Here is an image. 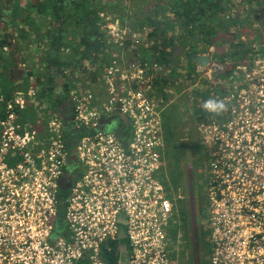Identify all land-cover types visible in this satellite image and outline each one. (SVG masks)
<instances>
[{
	"label": "built area",
	"instance_id": "1",
	"mask_svg": "<svg viewBox=\"0 0 264 264\" xmlns=\"http://www.w3.org/2000/svg\"><path fill=\"white\" fill-rule=\"evenodd\" d=\"M105 29L109 62L69 91L73 125L84 128L73 166L63 119L41 126L50 108L35 84L0 94V264H170L162 116L150 73L158 65L137 50L140 31ZM252 67V85L239 82L229 90L238 98L222 101L226 111L206 112L197 126L217 154L201 167L208 264H264V63ZM116 110L132 125L127 147L98 129Z\"/></svg>",
	"mask_w": 264,
	"mask_h": 264
},
{
	"label": "rangeland",
	"instance_id": "2",
	"mask_svg": "<svg viewBox=\"0 0 264 264\" xmlns=\"http://www.w3.org/2000/svg\"><path fill=\"white\" fill-rule=\"evenodd\" d=\"M108 1L112 3L111 8L113 9H126V14L127 12L129 13V10H132L133 0H102L103 3ZM232 1L235 3L243 2V0ZM159 2L160 0H147V3H145V9H158L160 8V5H158ZM29 3L32 4L34 7L30 8L29 5H27ZM52 5H54L53 0H13L12 2L11 14L14 18L13 25H15L16 28V36L12 35L11 41L13 39L14 41L15 39L18 40L19 38V40H23L21 45H19L20 48H23L22 44H24V42H29V44L33 46L32 48L37 47L38 49L34 52L28 51L29 53H27V55L26 53L24 55V51H26L27 49L25 48L24 51L22 50V65L25 66V71L27 70V67L32 68L33 66L29 62L31 57L40 58L44 52L43 57L47 58L46 46L49 45V39L52 37V29H57L58 27V20L56 19L55 13L52 12ZM5 8L6 12H4ZM241 8L242 7H238V9L235 10V13H239L241 20L244 21L243 23L247 24L245 26L241 25L243 26V28H241L240 25H237L241 29L235 30L236 32L234 31V29L237 26L235 28L231 27L229 29V32L232 35H236V37L234 36V38H238L234 39V43L241 40L247 44L252 43L250 46L251 48H254L252 50L260 51V49H262L261 45L263 44L260 45L259 38L261 36H264V19L262 21V25H260L261 22L258 17H261V14L257 8L255 9L257 11L253 10L255 11L256 15V17H254V21H251L253 25H249V22H246L248 21L247 16L242 13V11L240 10ZM82 9L89 10V15L93 16L94 14H97V16L100 17V20L97 21V25L99 27L100 32L103 34L106 33L105 25H130L128 24L129 22L127 18L121 19L119 15L114 14L111 11H104V6L101 4V2L100 4L95 6L93 4H86L82 7ZM32 10L36 11V14H29V11L31 12ZM120 13V15H124L123 11H120ZM149 14L150 13L148 12L146 14V17H148ZM249 14H251V12H249ZM1 16L3 19L5 18V20H7V27H10L9 25L12 24L10 18L9 3L4 4L2 0H0V18ZM80 16H82L80 12L72 13V15L67 16V18H65V20L63 21L61 25L63 27V29L61 30L62 44L66 42V39L74 40L76 43H78L81 31L80 24L78 26L73 25V21L77 20V18H79ZM21 19H24L25 22L22 23ZM0 25H2L0 26V29L4 30L5 28L3 27V23H0ZM46 25H48L49 27L47 26V28H45ZM38 28H40L41 31ZM256 28L258 29L257 33L259 38L255 33L256 30H254ZM149 30L150 26L146 24L144 25V29L138 32L140 34H138L137 36V43L140 44V48H147L148 51H150V48L152 47L153 43L146 37V33ZM228 36L229 35L225 36L224 38L226 39ZM142 37L143 39H141ZM224 38H221V40ZM221 40L217 42L214 41V43L210 45L202 39H198L196 41L195 38H193L192 44L190 45L188 44V38L185 37L184 45H182L184 48H186V50L184 49V51L180 53L179 56L175 57L172 62L170 61L167 66L168 69H172V66L177 67V69L173 70L176 72V74L172 73V75H170L171 73H168L169 70H164V76L168 85L165 84L164 86L162 85V83H160L161 87H159V89L163 92L164 96L159 95L158 90H156L153 85L154 80L157 78V72L160 71L162 68L160 69V67H158L157 70L150 69L151 75H154L152 81V89L154 90L153 96L155 97V100L158 103V107L161 109L162 116L161 121L163 128V147L160 149L162 156V167L159 178L161 179V182L165 187L166 199L171 205L169 226L170 264H208V260L210 257L211 244L208 241L209 229L205 222L206 213L204 211L207 208V200L204 195V187L202 183L203 174L201 173L202 168L200 167V162H202L203 159L199 158V155L194 156V150H191V143L189 144V140L197 136V126L202 122H205V118L208 116V114L202 109V104L205 100L209 98L223 101L225 98L230 97V95L228 96L227 94H229L230 92L231 94L233 93L229 90L237 86L239 82L248 83L249 85H252L250 81L256 75L251 73L253 70V63L255 64L256 62L259 65L261 63H264V60H262V62L258 59L255 61L256 58L253 60L254 56L251 55H249V57L251 58L247 57L245 59L233 61L232 59H230V57L236 56L235 54H233L236 50L232 49L229 40L223 43ZM101 41L103 43H106L104 36L101 38ZM175 41H178L177 38L175 39ZM261 42L264 43V38ZM255 44L257 45L255 46ZM8 49L9 50L6 51L12 53L14 61H17V59L21 57V54H19L18 56L19 52H14L13 45L11 48ZM10 49L12 50V52ZM39 49L43 50L40 51ZM191 49L202 54H207L210 60L213 61L211 65H208L207 63L208 66L202 71L196 70L197 67L195 63H193L189 59L188 55V53H191ZM4 50L5 49L3 48L0 49V55H4V57H6L8 56V53L4 52ZM140 52L142 54V51ZM85 53L86 52L84 51V53H82L83 56H79L81 58H84L82 62V65L85 68L84 70H81V67L73 68L62 66L63 69L66 71L65 73L67 77L71 81L69 85V91L74 89L73 82L76 80V78H78V80L76 81L84 83L86 80V77L84 76L92 71V63L87 62V57L85 56ZM99 53L100 52H94L95 64L99 62H105V58L102 56V54ZM70 54H72L70 47L61 48L60 60L63 59V62H61L62 64H65L67 60L72 61L73 58H70ZM150 54L151 52L148 53V55ZM219 54L224 55V59H222ZM102 58L104 60H102ZM36 60L38 62L37 68H32V71H34V73H40L45 69L46 63L44 62L43 65L41 64V60ZM26 61L28 62L27 65ZM71 61L69 62L73 64V62ZM169 65L171 66L169 67ZM5 66L8 67V60L5 63ZM248 67L252 70H248ZM190 68L195 69V74L189 70ZM60 73V81L58 80L56 83L61 82L63 84L65 80V78H63L64 74L62 73V71H60ZM240 73L241 79H237ZM186 74L190 77L186 76ZM2 76L3 77H1L0 82L2 86H4V89L9 90V87L12 84L10 79L8 78L7 70L6 73H2ZM34 78L35 76L32 77L33 80ZM32 79L29 78L27 80L26 76L22 77V80L24 82V90H26L28 85L35 84L33 81H31ZM43 82L45 81L43 80L42 83ZM15 88L16 86H14V90ZM37 88L39 89L40 87ZM233 97L238 98L234 94ZM257 97L260 96L258 94H253L251 99L255 101ZM40 100L43 104H47L48 106H50L49 111L43 112L40 115V117H42V126L46 124L49 118L57 115L58 113L56 111L51 112L52 94H46L42 96ZM93 100L94 98L92 99V101ZM167 105L168 108H166ZM202 114H204V116H201ZM254 117L256 118L257 116ZM111 118H119V116L117 114H113V117ZM165 125H167L166 129H164ZM169 132H171L172 135ZM249 135H251V132L249 133ZM249 135L245 136L249 137ZM169 137L171 139L174 138L176 146H174L173 144H168V142L170 141ZM199 139L200 138H197V140ZM193 156L195 157V160ZM188 164H192V187H190L189 184L187 171ZM189 172L191 173V169H189ZM123 241L126 242L125 239H123Z\"/></svg>",
	"mask_w": 264,
	"mask_h": 264
},
{
	"label": "trees",
	"instance_id": "3",
	"mask_svg": "<svg viewBox=\"0 0 264 264\" xmlns=\"http://www.w3.org/2000/svg\"><path fill=\"white\" fill-rule=\"evenodd\" d=\"M8 1H9L10 18L12 25H9L10 27L3 25L5 29L4 30L2 29L3 31L0 29V49L3 48L5 49L4 52L8 53V56L6 57H4V55H0V80L1 77H3L2 73H6L7 70L8 78L10 79L12 85L9 87V90H6L4 89V86H2L0 82V94L1 93L4 94L5 98L9 99L12 93L14 92V86H16V88L20 87L21 89L24 90V82L22 80L23 76L24 77L26 76L27 80L29 78L32 79V77L35 76L34 80L33 79L32 80L34 81L36 87H40L39 88L40 97L46 94H53V92L56 91L55 89L57 86L53 81L52 75L47 72L46 68L40 73L37 72L34 73V71H32V68L36 67V64L34 63L35 65L33 64L32 68L27 67V70L25 71L24 68L25 66H22L21 72H18V68H19L18 63L21 64L23 63V56L18 58L17 62H15L12 53L6 51L9 50L8 48H11L13 45L14 52L16 53L19 52L18 56L19 54L22 55V51L20 52V46H19V44H21L22 41L19 40L17 43L14 41V39L11 41V36L16 35L15 33L16 28L15 25H13L14 18L12 17L11 14V5L13 0H8ZM53 1H54V5H52V10H53L52 12H54L56 15V19L58 20V24H57L58 27L57 29H52V33H53L51 35L52 37L50 38V42H48L49 45L46 46V56H47L46 60H47V64L55 65L57 69L62 71V73L64 74L63 78H65V80L64 83L61 85L62 86L61 96L60 99L57 100L58 103L60 102L62 103L69 99V85L71 83L70 79L67 77L65 73L66 71L63 69L62 66L73 67V68L81 67V70L85 69L84 66L82 65L84 58H81L79 56L80 55L83 56L82 53H84V51L86 52V50L89 48L91 36H93L95 31L97 32L95 34L96 39L97 41H99V43L96 44V46L99 47L101 45L103 47L105 46V44L100 41V37L102 38L104 34L100 32L99 27L96 23L97 21L100 20V17L98 18L97 14H94L93 16L88 14V17L90 19L88 21V25L89 23H91L94 26L93 27L91 26L90 29L83 28V30L80 31V37L78 43H76L74 40L66 39V42L62 44L61 30L63 29V27H61V25L65 20V18H67V16L72 14L71 13L68 14L67 12L64 11L65 8H63V0H53ZM70 1L72 3H75L77 8H79V10H80V4L82 3L93 4L95 6L100 4L101 2V4L104 6V11H111L114 14L119 15L121 19L127 18L129 22L128 24H130L133 27V29L136 31H141L142 29H144V25L146 24L150 26V30L147 31L146 33V37L148 38V40H151L153 42L150 51H148L147 48H140V46H138L137 50L142 51V54L144 56H147V59L150 62L152 63L156 62L158 67H160V69L162 68L160 71L157 72L158 73L157 78L153 82L154 88H156V90H158L159 92L158 94L162 96H164V94L159 89V87H161L160 83H162V85L164 86L165 84L168 85L164 76L165 74L164 70H169L168 73H171L170 75H172V73L176 74V72L173 70L177 69V67L174 66H172V69L167 68L168 64L170 63V54L172 49L171 46L176 45L178 43L184 45L185 37L188 38V44H190L189 42L191 40V37L193 36L196 41L198 39L199 40L202 39L203 41L211 45L212 43H214V41L217 42L221 40V38H224L225 36L229 35L226 39L224 38L221 41L223 43L229 40L232 49L236 50L233 53L236 56L230 57V59H232L233 61H238L239 59H245L249 57V55L254 56V58H260L264 56V43L261 42L264 36H261L260 38L258 37L257 28L254 29L256 30L255 33L257 34V37L260 40V45L263 44L261 45L262 49H260V51H253L252 49L254 48L250 47L252 43L247 44L242 40L234 43V39H238V38H234V36L236 37V35H232L229 32V29L231 27L235 28L237 25H240V27L243 28V26L247 24V23H243L244 21L241 20L239 13H235V10H237L238 7H242L240 10L245 16H247L248 21L246 22H249V25H253L251 21H254V17H256L255 11H257L255 9L258 8L261 14V17L258 18L261 22L260 25H262V21L264 19V0H243L242 3H235L232 0H160L158 4L160 5V8L158 9L149 8V10L145 9V3H147V0H142V1L133 0L132 10H129V13L127 12V14H126L127 11L126 9L120 10V9L111 8L112 3L109 1L105 3H103L102 0H70ZM27 5H29L30 8L34 7L30 3ZM120 11H123L124 15H120L121 14ZM148 12L150 14L148 17H146V14ZM249 12H251L252 15L249 14ZM31 13L32 15H34V13L36 14V11L34 10H32L31 12L29 11V14ZM75 13H79L78 10H76ZM80 13L82 14V12ZM60 14H62L63 17ZM79 20H82L84 24L85 16L82 15L79 18H77L76 23L73 22V25L78 26ZM137 20L139 24L137 23ZM21 21L23 22L25 20L21 19ZM0 23H3L1 18H0ZM241 28L237 26L234 29V31L240 30ZM176 38L178 41H175ZM256 45L257 44H255V46ZM63 47L71 48L72 54H70V58H73L72 61L67 60L65 64L61 63L63 62V59L60 60V51L61 48ZM96 51L98 50H94V52ZM99 51H100L99 54H102V56L105 58V62L108 63L109 58L105 49H101ZM150 52L151 54L148 55V53ZM85 56L86 57L88 56V58L92 59L91 63H93L94 65L97 64L94 63V58H95L94 54H91L88 51L85 53ZM219 56H221L222 59H224L223 58L224 55L219 54ZM7 60H8V67L5 66ZM102 60L104 59L102 58ZM69 61L73 62V64H71ZM189 70L195 74L194 68H190ZM88 76L91 77L90 75ZM186 76L190 77L187 74ZM92 77L95 78V75H93ZM19 80L21 81L20 85H18ZM43 80L45 82L42 83ZM201 116H204V114H202ZM166 127L167 125H165L164 129H166ZM78 133L79 132L75 133L76 137ZM169 133L172 135L171 132ZM169 139L170 141L168 142V144L169 145L173 144L174 146H176L174 138L171 139L169 137Z\"/></svg>",
	"mask_w": 264,
	"mask_h": 264
},
{
	"label": "flooded vegetation",
	"instance_id": "4",
	"mask_svg": "<svg viewBox=\"0 0 264 264\" xmlns=\"http://www.w3.org/2000/svg\"><path fill=\"white\" fill-rule=\"evenodd\" d=\"M2 2H4V4L9 3L8 0H2ZM82 4H80V10H79V8H77L75 3H72L70 0H63V8H65L64 9L65 12H67L68 14L69 13L72 14V13H75L76 10H78V12H82V15L85 16L84 24L85 23H87V24L84 25L82 20H79L78 24H80V29L81 30H83V28L90 29L91 26L93 27L94 25L91 24V23H89V25H88V21L90 20L89 17H88L89 10L82 9V7L84 5H86V3L83 4V5ZM4 12H6V8L4 9ZM98 18H99V16H98ZM1 19H3L2 16H1ZM2 21H3V25L7 26V24H8L7 20H5V18H4ZM73 22L76 23V20H74ZM96 33L97 32L95 31L93 36H91V40H90V43H89V48L86 50V52L89 51V53H91V54H94V50L105 49V46H103L104 48L101 45L99 47L96 46V44L99 43V41H97L96 36H95ZM100 41H101V37H100ZM190 44H192L191 40H190ZM175 46H177V45H172L171 46V48H172L171 49V53L174 50L176 52L178 51V49L175 48ZM184 49L186 50V48H184ZM190 52H195L197 54H202L200 52L193 51V50L190 51ZM188 55H189V53H188ZM91 60L92 59L88 58V56H87V62H91ZM15 62H17V61L15 60ZM212 62L213 61H211L210 58H209L208 65H210ZM50 65H52V64H50ZM93 65L94 64L92 63V66ZM196 67H197L196 70H198V71H202L203 69L206 68V67L202 68L199 65H196ZM60 75H61V73H60V70H58V69H57L56 72L55 71L53 72L52 77H53L54 82H55V79H56V82L58 80H60V78H59ZM56 82H55V84L57 86L56 89H55L56 91L53 92V94H52V109L58 113V115L63 119V121H64V117H67V116L70 115V122L66 125L65 133L68 134V136H69V134L72 136V137L69 136L70 138H69V141H68V146H69V154H68V156H69V162H70L69 164H70V166H73L76 163V151H75L76 141H77L78 137L80 136V134L83 132L84 128L83 127L76 128L73 125L72 115H71L73 103L69 99L64 101V102H62V103L61 102L60 103L57 102V100H59L60 96H61V87L62 86L59 83H56ZM114 114L118 115L119 113L115 112ZM111 117H113V114L110 117H108L107 119H104L102 121V123L99 124L98 129H100L102 131H110V132H112V134L115 137L116 141L118 143H120L121 145H123L124 147H127L128 143L130 141V136H131V131H132V125L130 123V120L128 118L123 119L120 116H119V118H111ZM64 126H65V123H64ZM186 127H187V124H186ZM77 131L80 134L78 133L76 139H74L73 137L75 136V133ZM196 133H197V136H195L193 139L191 138V140H189L190 141L189 144L191 143L190 144L191 150H194L193 151L194 156L195 155H197V156L199 155L198 157L203 159L202 162H200V167H203V166H205L208 163V160L210 158H214V157L217 156V154L214 151L216 145L214 144L215 141H213L212 144H211V147L209 148L207 145L203 144L200 141V139L197 140V138H199L200 135H198V132H196ZM209 143H210V141H209ZM73 150L75 152V162L74 163L70 161V155H71V152ZM194 156H193V158L195 160ZM189 169H191V173L189 172ZM99 170L101 171V173H104L103 169L99 168ZM187 171H188L189 184H190V187H192V164H188L187 165ZM68 184H69V181L66 178L62 179V181H61V189L62 190H66Z\"/></svg>",
	"mask_w": 264,
	"mask_h": 264
},
{
	"label": "water",
	"instance_id": "5",
	"mask_svg": "<svg viewBox=\"0 0 264 264\" xmlns=\"http://www.w3.org/2000/svg\"><path fill=\"white\" fill-rule=\"evenodd\" d=\"M193 36L191 37V43H192V41H193ZM175 48H177L178 49V51L176 52L175 50L171 53V55H170V61L172 62L174 59H175V57H177V56H179L180 55V53H182L183 51H184V47H183V45L181 44V43H179L177 46H175ZM189 59L192 61V62H194L196 65H199L200 67H202V68H204V67H206L207 66V63L209 62V57L206 55V54H197V53H195V52H191L190 54H189ZM22 64L21 63H18V72H21V69H22ZM171 65H169V67H170ZM60 81V80H59ZM55 82H56V79H55ZM60 83V85H62V83L61 82H59ZM21 84V81L19 80L18 81V85H20ZM119 114V116L121 117V118H123V119H125L126 117L124 116V115H122L118 110H116ZM70 122V115L69 116H67V117H64V123H65V128H66V125L68 124ZM70 161L71 162H75V152H74V150L71 152V155H70ZM121 251L123 252V253H125L126 252V248H125V246L123 245L122 247H121ZM123 264H125V261H123Z\"/></svg>",
	"mask_w": 264,
	"mask_h": 264
},
{
	"label": "crops",
	"instance_id": "6",
	"mask_svg": "<svg viewBox=\"0 0 264 264\" xmlns=\"http://www.w3.org/2000/svg\"><path fill=\"white\" fill-rule=\"evenodd\" d=\"M25 21H23L22 23H24ZM27 27V26H26ZM49 27V26H48ZM62 27V26H61ZM20 28H21V26H20ZM45 28H47V26H45ZM24 29V28H23ZM22 29V30H23ZM39 30H40V28H38ZM9 30H10V28H9ZM41 31V30H40ZM46 31V30H45ZM14 36H16V35H14ZM18 38V37H17ZM18 40H19V38H18ZM18 40H16L15 39V42L17 43L18 42ZM50 40V39H49ZM20 41H23V40H20ZM34 43V42H33ZM19 45H21V44H19ZM22 46H23V48H20V52L23 50L24 51V49L26 48L27 50L26 51H24V55H25V53H26V55H27V53H29L30 51L31 52H34L35 50H38L37 49V47H34V48H32L33 46L31 45V44H29V42L27 43V42H24V44H22ZM33 50V51H32ZM40 51L41 50H43V49H39ZM29 51V52H28ZM96 52H100L99 50L98 51H96ZM21 56H23V55H21ZM44 56V52H43V55H41V57L40 58H35V57H31V59L29 60V62H30V64H36V68H37V60L36 59H38V60H41V64H43L44 65V62L46 63V70H47V72L48 73H50L51 75L53 74V72L55 71H57V67L55 66V65H49V64H47V60H46V58H44L43 57ZM28 60V59H27ZM27 61H26V65H27ZM34 64V65H35ZM24 66V65H23ZM28 66H29V64H28ZM54 81V80H53ZM55 83V82H54ZM169 106H171V105H169ZM166 108H168V105H167V107ZM67 136H68V134H66ZM69 136L70 137H72L70 134H69ZM74 139H76V135L73 137ZM68 187H69V184L67 185V188H66V190H62L61 189V191H62V193H65L66 191H67V189H68Z\"/></svg>",
	"mask_w": 264,
	"mask_h": 264
},
{
	"label": "clouds",
	"instance_id": "7",
	"mask_svg": "<svg viewBox=\"0 0 264 264\" xmlns=\"http://www.w3.org/2000/svg\"><path fill=\"white\" fill-rule=\"evenodd\" d=\"M202 109L210 114H213L215 116L221 115L224 111H226L227 106L224 104V102L209 98L204 101L202 104Z\"/></svg>",
	"mask_w": 264,
	"mask_h": 264
}]
</instances>
